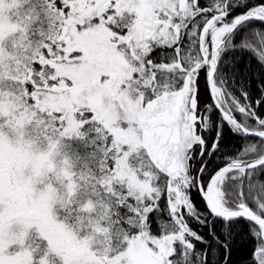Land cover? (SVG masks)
Instances as JSON below:
<instances>
[{"label":"snow or ice","instance_id":"snow-or-ice-1","mask_svg":"<svg viewBox=\"0 0 264 264\" xmlns=\"http://www.w3.org/2000/svg\"><path fill=\"white\" fill-rule=\"evenodd\" d=\"M0 264H264V0H0Z\"/></svg>","mask_w":264,"mask_h":264}]
</instances>
